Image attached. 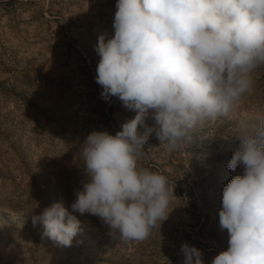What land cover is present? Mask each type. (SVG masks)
I'll return each mask as SVG.
<instances>
[{"label": "rangeland", "instance_id": "374dc122", "mask_svg": "<svg viewBox=\"0 0 264 264\" xmlns=\"http://www.w3.org/2000/svg\"><path fill=\"white\" fill-rule=\"evenodd\" d=\"M116 2L0 0V264H183L184 243L212 264L229 246L219 224L222 190L244 169L226 165L237 136L250 134L253 117L264 114V65L227 116L198 123L178 150L149 137L138 165L166 176L174 196L168 219L148 239L114 240L97 216L71 209L87 180L80 155L87 136L115 135L136 115L117 97L105 100L96 82L95 46L99 35H114ZM60 200L80 221L70 247L45 236L42 221L33 225Z\"/></svg>", "mask_w": 264, "mask_h": 264}, {"label": "clouds", "instance_id": "9594fccd", "mask_svg": "<svg viewBox=\"0 0 264 264\" xmlns=\"http://www.w3.org/2000/svg\"><path fill=\"white\" fill-rule=\"evenodd\" d=\"M115 7L114 35H99L95 46L96 82L105 100L117 97L136 115L115 135L87 136L80 152L87 180L71 209L97 216L114 240L140 243L168 219L174 196L166 176L138 165L144 145L155 133L167 151L178 150L198 123L227 116L251 91L264 65V0H117ZM253 119L226 165L244 171L222 190L219 224L229 246L212 264H264V114ZM37 220L58 246H72L81 231L63 200ZM181 252L183 264H204L199 249L184 243Z\"/></svg>", "mask_w": 264, "mask_h": 264}, {"label": "trees", "instance_id": "16d2710c", "mask_svg": "<svg viewBox=\"0 0 264 264\" xmlns=\"http://www.w3.org/2000/svg\"><path fill=\"white\" fill-rule=\"evenodd\" d=\"M182 191H183V190H182ZM189 194H191V193H189ZM191 204H192L193 206L197 207V203H196L195 201H191ZM199 216H200V215H199ZM203 225H204V222L201 223V227H203Z\"/></svg>", "mask_w": 264, "mask_h": 264}]
</instances>
